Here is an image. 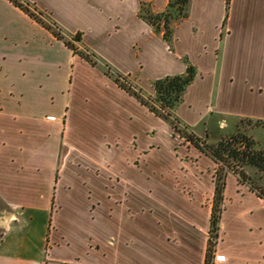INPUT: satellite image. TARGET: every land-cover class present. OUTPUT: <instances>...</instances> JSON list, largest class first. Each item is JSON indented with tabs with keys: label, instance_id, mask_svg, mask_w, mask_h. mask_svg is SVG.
Returning a JSON list of instances; mask_svg holds the SVG:
<instances>
[{
	"label": "crops",
	"instance_id": "crops-1",
	"mask_svg": "<svg viewBox=\"0 0 264 264\" xmlns=\"http://www.w3.org/2000/svg\"><path fill=\"white\" fill-rule=\"evenodd\" d=\"M50 1L65 14L82 11L92 17L108 2ZM151 1L152 13L164 11L168 3L163 0L155 8ZM30 2L40 15H54L47 2ZM48 25L11 0H0V264H204L207 235L141 233L149 180L160 189L164 183L171 186L172 170L162 166V154L150 152L164 145L146 123L159 115L115 80L119 74L120 79L140 81L142 67L127 66L131 50L110 44L103 52V45L74 30L81 32L74 45L93 57V65L56 38ZM170 26L171 49L157 33L162 43L153 80L183 72L182 58L187 57L197 73L210 79L204 88L207 110H214L223 81L239 80L253 106V117H245L264 120V0H230L227 10L224 0H190L186 16ZM99 29H93L96 37ZM182 104L193 106L188 99ZM133 105L145 117L144 126L132 116ZM229 175L236 188L244 185ZM213 187L214 182L212 195ZM251 193L264 211V201ZM162 194L157 199L161 206L184 218L182 223L209 225L212 201L205 205L199 197L196 205L191 203L206 207L201 215L173 205ZM38 212L45 214L46 230L30 235ZM262 243L263 236L258 239ZM217 254L222 258L213 264H251L239 261L222 235Z\"/></svg>",
	"mask_w": 264,
	"mask_h": 264
},
{
	"label": "rangeland",
	"instance_id": "rangeland-1",
	"mask_svg": "<svg viewBox=\"0 0 264 264\" xmlns=\"http://www.w3.org/2000/svg\"><path fill=\"white\" fill-rule=\"evenodd\" d=\"M17 1L30 9L38 18L51 24L52 27L57 29L56 22L60 24L63 29L60 30L61 34L73 43H79V41L72 40L76 33L73 31L80 30L85 33L86 41L96 40L97 43L103 45V48L100 47L103 52L109 49L110 46L108 47V45L110 44L124 52L131 50V61L128 60V63H131L132 66L130 64L127 66L130 68L133 66L135 68L136 66L142 67L138 76L140 81H137L136 78L131 80L119 78V80L127 86L130 85L132 90L139 92L145 99L153 98L152 81L156 71L154 64L156 65L160 60L158 54L162 43L157 33L161 32H154V29L152 30L146 21L137 16L140 1L143 3L140 5L139 12L143 14L151 12L150 5H148L149 0H108L106 3L103 0L102 9L94 12L98 17L89 16L82 11L68 15L54 5L55 1L52 3L50 0H34L38 4L47 2L53 8V16L45 13L40 15L37 5L31 3L30 0ZM151 2V7L159 8L163 0H152ZM160 25L162 26V21ZM96 28L101 32V35L97 37L93 32V29ZM83 52L86 53V51ZM117 52L119 53V51ZM118 57L120 56L118 55ZM121 57L123 56L121 55ZM203 76L204 73L203 75L197 73L192 84L187 87L183 95V100L188 99L193 104L192 108H188L187 104H182L183 100L175 108L173 117L177 121L173 122H177L175 124L182 132L181 134L192 135L207 143H216L222 137L229 136L239 128L251 136L257 142L258 147H264V120L245 117H253V106L250 102L251 96H248V99L243 88H240L241 81H223L222 94L220 96L218 94V101L214 103L215 108L210 111L206 109L204 104L207 99L204 88L209 86L210 79L207 80L206 75ZM237 91H240L239 94ZM133 97L135 98V96ZM133 108L132 116L140 123V126H144L145 117L139 113L137 107L133 105ZM173 117L168 118L170 123ZM221 120L224 121L220 124ZM168 121L162 116L152 117V120L146 118L149 132L152 133V129H155L158 139L162 140L161 142L164 144L155 151L152 147L150 152H155L157 156L163 155V157H159L164 158L162 161L164 169L172 170V172H168L172 184L167 186L164 183L165 187L160 189L161 186L157 188L153 180H149L145 220L141 225V233L142 235H207L208 238L210 235L208 232L209 225L182 223L184 218L174 214V212L172 214L171 208L162 207L158 201L160 200L158 194H162L160 191L164 190L162 195L164 198L167 195L170 196L167 198L173 205L179 208L183 205L185 210L203 215V209L206 207L195 208L191 203L196 205L199 197H202L203 203L207 205L211 203L213 196L211 187L216 167L214 160L201 152L179 132L172 131ZM170 153L173 156L170 155V159L167 160L166 156ZM158 165L161 166V164ZM245 171L255 182L264 186V178H259V173L253 168L247 167ZM181 175H183V180H180ZM185 180L189 181L190 185L191 182L195 183V186L186 187L183 183ZM166 187L169 188L165 189ZM178 197L188 200L190 198V201H187L190 203L188 204L183 200L179 201ZM257 201L254 195L247 190L246 185H239L236 188L234 176L229 175L226 179L224 210H222L218 234L222 235L224 245L231 250L239 261L250 260L252 264L253 260V264H264V244L258 245V239L264 237V211L259 206V203L262 205V202L257 203ZM168 211L170 212L169 215L167 214ZM54 221V218L50 221L51 228ZM32 223L30 235H41L46 230L45 214L41 212L35 214ZM134 226L132 225V227ZM217 244L213 247L216 249L215 252H212L213 261L214 254L217 253Z\"/></svg>",
	"mask_w": 264,
	"mask_h": 264
},
{
	"label": "trees",
	"instance_id": "trees-1",
	"mask_svg": "<svg viewBox=\"0 0 264 264\" xmlns=\"http://www.w3.org/2000/svg\"><path fill=\"white\" fill-rule=\"evenodd\" d=\"M15 5L21 7L28 12L30 16L42 23L48 29L50 25L38 18L26 6L17 0H11ZM190 0H168L167 6L164 11L159 13L147 12L145 14L138 11L141 19L145 20L156 32L162 33V39L166 41L171 49L170 44L172 41L171 22L186 16V10ZM225 9H228L230 0H224ZM162 21V26L160 25ZM53 35L62 39L64 43L73 50L74 53L79 54L91 64H96V61L90 54L79 51L74 43L65 39L61 34L60 29L57 27L52 28ZM72 40H81V32L76 31ZM182 61L185 64V69L181 73L169 74L158 77L152 81L154 90L152 99H145L139 92L132 90L131 86H127L119 80V74H116L115 80L126 91L134 94L138 100L149 108L150 111L156 115L162 116L166 119L174 116L176 106L183 100V95L187 87L193 82L197 69L189 62L187 57H183ZM108 72L107 70H105ZM151 102H150V101ZM177 121L175 117L172 118L171 125L175 131L182 133L180 129L173 122ZM197 147L201 152L210 156L216 167L213 173V196L212 206L209 217V236L207 238V245L205 250L204 264H213L212 252L216 249L219 238V224L221 220V213L224 209V189L226 186V177L229 172L236 176L238 184H244L248 189L253 192L257 197L264 201V186L255 182L245 171V168H253L259 173V178H264V147H258L257 142L244 131L237 128L232 134L227 137H222L216 143H207L200 141L197 137L192 135L181 134Z\"/></svg>",
	"mask_w": 264,
	"mask_h": 264
},
{
	"label": "built area",
	"instance_id": "built-area-1",
	"mask_svg": "<svg viewBox=\"0 0 264 264\" xmlns=\"http://www.w3.org/2000/svg\"><path fill=\"white\" fill-rule=\"evenodd\" d=\"M214 252H215V251H214ZM221 258H222L221 255H219V254H217V253L214 254V257H213L214 260H215V259H221Z\"/></svg>",
	"mask_w": 264,
	"mask_h": 264
}]
</instances>
